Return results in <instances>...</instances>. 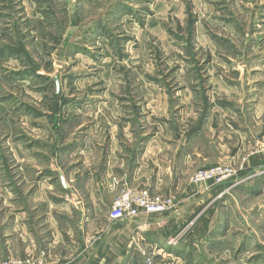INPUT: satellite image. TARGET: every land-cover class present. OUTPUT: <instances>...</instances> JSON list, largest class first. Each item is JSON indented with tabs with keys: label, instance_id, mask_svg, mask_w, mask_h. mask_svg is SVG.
Here are the masks:
<instances>
[{
	"label": "rangeland",
	"instance_id": "obj_1",
	"mask_svg": "<svg viewBox=\"0 0 264 264\" xmlns=\"http://www.w3.org/2000/svg\"><path fill=\"white\" fill-rule=\"evenodd\" d=\"M116 105L138 148L189 156V183L215 166L232 175L195 185L167 234L102 264H264V0H0L5 222L27 181L53 175Z\"/></svg>",
	"mask_w": 264,
	"mask_h": 264
},
{
	"label": "crops",
	"instance_id": "obj_2",
	"mask_svg": "<svg viewBox=\"0 0 264 264\" xmlns=\"http://www.w3.org/2000/svg\"><path fill=\"white\" fill-rule=\"evenodd\" d=\"M125 113L118 106L106 114L94 113L93 126L83 129L76 149L58 167H47L53 175L27 181L28 188L19 193L27 206L14 202L9 223L0 214V264L28 258L43 259L45 264L109 263L118 246L163 237L186 212L189 201L198 199V189L188 182L189 156L176 155L155 141L138 148ZM21 163L17 162L19 168ZM125 188L175 195L176 207L163 215L141 214L112 222L109 210ZM65 195L69 199L59 205L46 201Z\"/></svg>",
	"mask_w": 264,
	"mask_h": 264
},
{
	"label": "built area",
	"instance_id": "obj_3",
	"mask_svg": "<svg viewBox=\"0 0 264 264\" xmlns=\"http://www.w3.org/2000/svg\"><path fill=\"white\" fill-rule=\"evenodd\" d=\"M232 171L227 166H215L207 170L195 172L190 183L193 185H218L227 180ZM176 207L172 197H155L143 190L125 188L119 197L113 202L108 219L112 222H120L144 215H163L171 212ZM3 264H44L42 261L25 259L10 260Z\"/></svg>",
	"mask_w": 264,
	"mask_h": 264
},
{
	"label": "water",
	"instance_id": "obj_4",
	"mask_svg": "<svg viewBox=\"0 0 264 264\" xmlns=\"http://www.w3.org/2000/svg\"><path fill=\"white\" fill-rule=\"evenodd\" d=\"M60 180H61L63 187H65L64 179H63V176L61 174H60Z\"/></svg>",
	"mask_w": 264,
	"mask_h": 264
}]
</instances>
